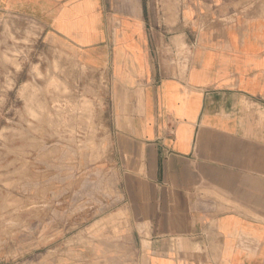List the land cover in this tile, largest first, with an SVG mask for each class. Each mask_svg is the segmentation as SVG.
<instances>
[{
    "label": "crops",
    "instance_id": "crops-1",
    "mask_svg": "<svg viewBox=\"0 0 264 264\" xmlns=\"http://www.w3.org/2000/svg\"><path fill=\"white\" fill-rule=\"evenodd\" d=\"M0 15L108 77L109 162L90 172L118 195L91 214L123 222L77 230V252L264 264V0H0Z\"/></svg>",
    "mask_w": 264,
    "mask_h": 264
},
{
    "label": "rangeland",
    "instance_id": "rangeland-1",
    "mask_svg": "<svg viewBox=\"0 0 264 264\" xmlns=\"http://www.w3.org/2000/svg\"><path fill=\"white\" fill-rule=\"evenodd\" d=\"M162 12L178 19L172 1ZM109 97L108 77L45 43L40 25L0 15V264H92L76 231L122 226V209L91 214L118 195L90 172L109 162Z\"/></svg>",
    "mask_w": 264,
    "mask_h": 264
}]
</instances>
